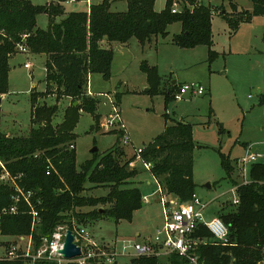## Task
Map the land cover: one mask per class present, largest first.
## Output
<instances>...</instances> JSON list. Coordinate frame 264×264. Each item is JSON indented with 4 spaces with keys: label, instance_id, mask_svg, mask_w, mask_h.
<instances>
[{
    "label": "trees",
    "instance_id": "1",
    "mask_svg": "<svg viewBox=\"0 0 264 264\" xmlns=\"http://www.w3.org/2000/svg\"><path fill=\"white\" fill-rule=\"evenodd\" d=\"M114 1L103 0L92 4L89 11H71L58 21L57 18L64 14L60 3L38 5L31 0H0V96L9 90V59L17 52L18 43L24 42L31 53L47 55V88L43 92H31L34 126L29 134L7 135L0 129V160L16 177V183L26 192H32L31 205L22 198L17 203V210L10 212L15 204L13 196L17 192L13 185L0 182L2 235L32 236L35 245L40 246L43 236H49L59 224L71 223L73 217L81 222L87 218L98 220L106 216L116 222L131 221L135 211L143 207L144 195L140 187L131 185V179L138 172L128 167L130 161L122 162L121 159L125 152L120 147V135L112 148L100 157L95 152L94 157L82 163L80 168L77 167L76 149H70V144L76 140L75 128L82 111L92 114L96 122L99 121L96 101L85 97L90 74L100 73L106 80L112 78L114 50L103 47L101 41L127 43L136 38L144 46L158 36L166 37L169 26L180 22L182 30L173 36L174 44L181 48L211 47L212 16L216 10L198 0H166L161 11L155 9L156 0H126V10L112 11L110 8ZM251 1L253 11L244 10L236 13L239 17L235 21L228 20L232 32L254 15H264V0ZM175 2L183 4L176 13L172 12ZM40 14L49 18L46 29L38 27L37 16ZM24 34H27L25 38ZM215 56L216 52L210 49V60ZM141 69L146 73L150 87L146 93L164 94L163 78L158 67L143 61ZM53 84L57 85V89H52ZM175 88L173 86L172 91ZM51 93H56L58 98L62 95L81 98L82 103L70 106L63 120L54 124L58 104H38L40 94ZM116 98L119 103L121 94L117 93ZM165 100L166 104L169 103L174 100V95L165 94ZM1 116L0 108V123ZM195 147L192 124L178 120L166 124L164 131L145 144L140 153L143 161L152 163L149 171L154 179L181 203L190 201L197 193ZM221 163L230 182L240 184L236 162L232 164L221 154ZM51 165L53 168L48 174ZM248 175L252 181L239 186V203L226 202V207L217 211V216L229 227L228 243L215 239L202 223L195 230V236L207 241L197 250L203 264H264V162L252 163ZM87 183L107 186L109 191L103 196L85 195ZM83 207L95 208L88 213L78 211ZM32 208L40 215V221L33 229ZM5 209L7 212L3 211ZM27 260L0 259V264H26ZM132 262L189 264L178 255L165 259L142 256L133 258ZM35 264L58 263L37 260Z\"/></svg>",
    "mask_w": 264,
    "mask_h": 264
},
{
    "label": "rangeland",
    "instance_id": "2",
    "mask_svg": "<svg viewBox=\"0 0 264 264\" xmlns=\"http://www.w3.org/2000/svg\"><path fill=\"white\" fill-rule=\"evenodd\" d=\"M32 1L45 4L48 0ZM201 1L210 4L217 12L212 16L211 47L199 45L181 48L174 44L173 36L181 32L182 26L180 22H174L169 26V34L166 37L158 36L146 47L136 38H132L126 48H116L110 80L104 79L100 73L90 75L85 97H92L96 101L99 121L96 122L92 114L81 112L75 128L76 140L72 142L76 146L77 167L80 168L82 163L94 157V147L98 148L99 157L112 148L119 135L122 138L121 124H124L131 143L127 145L120 139V147L125 152L121 158L122 162L130 161L128 167L138 172V175L131 179V185L140 187L143 195L149 196L148 201H143V207L135 211L131 221L116 222L112 217L106 216L98 220L87 218L85 222H81L73 217L72 219L83 225L99 244L111 243L117 238L141 242L153 237L163 226L161 193L156 191L158 184L135 152L161 134L166 124L179 120L193 126V139L196 144L193 151L194 180L198 196L208 203L204 211L207 220L217 216V211L226 207V202H232L233 199V194L228 192L232 183L222 166L221 154L235 164L239 158L255 148V152L263 154L259 161L264 162V16H258L252 24L242 22L240 26L243 25L239 26L234 37L235 33L232 32V25L228 20L235 21L239 17L238 14L245 10L242 6L252 7V1L233 0L235 7L232 0H225L224 3L223 0ZM163 4V0H156L155 7L161 8ZM182 5L180 2L173 7L180 10ZM126 6L121 0L114 2L110 10L124 11ZM66 8L73 10L75 7L73 4H66ZM64 17L65 14L58 20ZM37 24L38 27L46 29L49 24L48 16L38 15ZM250 43L253 44L252 48ZM115 45L121 44L116 42ZM231 46L232 53L229 52ZM210 49L216 52V56L211 60ZM46 58L45 54L40 53H20L10 59L9 92L1 101L0 128L4 132L15 131L11 133L14 136L29 134L33 126L30 92L34 87L36 91H44L47 88ZM143 61L158 66L159 74L163 78L164 95L173 97L178 89L176 84L172 91L171 82L174 80L179 83L200 84L206 91L203 95L187 97L182 101L172 100L166 104L162 93H146L149 84L146 73L141 69ZM26 62L32 64L31 70L25 67ZM53 85L52 89H57V85ZM260 89L263 90L262 93ZM117 93L121 94L119 103ZM109 98H112V101ZM38 103L58 104L59 111L53 120L54 124H58L63 120L65 111L72 105L81 104L82 99L64 95L58 98L56 93H51L40 94ZM113 107L117 108L120 122H116L114 127L107 124L116 114ZM20 128L23 132L17 131ZM251 164L248 166V173ZM148 180L151 184H148ZM0 182L4 183L1 180ZM5 184L14 185L11 182ZM86 187L84 194L89 196H103L109 191L107 186H95L91 183H87ZM169 197L177 199L174 195ZM94 208L83 207L78 211L88 213ZM11 247H16L20 253L28 251L33 254L41 244L36 246L28 236L22 240L20 237L0 234V259H5L6 252ZM118 262L133 264L130 257H119Z\"/></svg>",
    "mask_w": 264,
    "mask_h": 264
},
{
    "label": "built area",
    "instance_id": "3",
    "mask_svg": "<svg viewBox=\"0 0 264 264\" xmlns=\"http://www.w3.org/2000/svg\"><path fill=\"white\" fill-rule=\"evenodd\" d=\"M74 1L75 0H71L70 2ZM177 4V2L174 3L175 6ZM178 11V8L173 7L172 12L176 13ZM26 36L27 34H24V38ZM16 51L22 53L30 52L28 46L24 42L17 44ZM25 67L31 70L32 64L26 62ZM205 91L206 89L200 84L182 83L174 93V100L182 101L187 97L203 95ZM109 99L112 101V98ZM113 111L116 112V114L107 121V124L114 127L116 122H120L117 108L113 107ZM121 128L123 129L121 140L128 145L131 143L130 136L124 124H121ZM75 148L76 146L74 143L70 144V149ZM142 150L143 147L138 148L135 154L140 156ZM262 157L263 154H259L255 151H248L243 157L236 161V167L241 182L237 185L232 184L228 191L233 194V199L231 201L234 204L239 203V186L249 184L252 181L248 175V166L250 163L258 162ZM142 163L147 170L151 169L152 163L143 160ZM52 168V165L49 166L48 174L51 172ZM0 169V180L4 183H13L17 192V194L13 196L15 204L9 211L15 212L18 206L17 203L22 198L31 205L30 196L32 192H26L16 183V177L10 174L5 163L1 160ZM155 181L158 184L157 192L161 193L164 223L153 237L141 242L134 239L117 238L111 243L99 244L92 238L89 231L83 225L72 219L71 223H64L56 226L49 236H43L41 239V247L35 253L32 254L28 251L20 253L16 247H11L6 252L5 259L28 258L26 264H35L37 260L55 261L58 264H89L90 262H96L97 264H119V257H130L133 259L146 256L165 259L172 255H178L186 259L189 264H203L199 259L197 250L200 245L205 244L207 241L204 238L194 235L198 225L201 223L205 225L211 231L214 238L223 244L228 243V225L219 216H214L210 220L205 219L204 211L208 203L203 202L197 193H195L188 202H177V199L169 197L171 195L164 191L163 187L156 179ZM148 200L149 196L144 195L143 201ZM3 211L7 212L6 209ZM30 214L32 215L33 229L39 223L40 215L34 208H32ZM69 230H71L75 236L74 243L81 249V255L72 259L65 258L61 253ZM25 237L26 236H20L22 240H24ZM28 237L32 242V236Z\"/></svg>",
    "mask_w": 264,
    "mask_h": 264
},
{
    "label": "crops",
    "instance_id": "4",
    "mask_svg": "<svg viewBox=\"0 0 264 264\" xmlns=\"http://www.w3.org/2000/svg\"><path fill=\"white\" fill-rule=\"evenodd\" d=\"M32 1V0H31ZM71 0H65V1H62V0H48L46 3H60L62 6H63V9H64V14H65V16L68 14V13H70L71 11H78V10H83V11H89L90 10V7H91V5L92 4H97V3H100V2H102L103 0H96V2L94 1V0H75L74 2H70ZM117 1H121V0H115L114 2H117ZM123 2H125L126 3V5H127V1L126 0H122ZM199 2H201V3H204V2H202L201 0H198ZM224 1L225 0H223V3H224ZM228 1V0H227ZM114 2L112 3V5L114 4ZM229 2V1H228ZM231 2H233L234 3V1L232 0ZM32 3H34L33 1H32ZM45 3V4H46ZM163 6L161 7V8H156L155 7V9L157 10V11H161V10H163L164 9V7H165V3H166V0H163ZM34 4H36V3H34ZM66 4H73V6L75 7L73 10H67V8H66ZM205 4V3H204ZM38 5H42V4H38ZM111 5V6H112ZM207 5V4H206ZM210 5V4H209ZM238 5V4H237ZM155 6H156V2H155ZM239 6V5H238ZM127 7V6H126ZM241 6H239V8H240ZM242 8H244L245 10H248V11H253V3H252V7H244V6H242ZM227 11H228V9H226ZM123 11V10H122ZM63 14V15H64ZM258 16H261V15H254L253 17H252V19L250 20V21H248V22H243L244 24L246 23V24H252V22H254L255 20H257V18H259ZM262 16H264V15H262ZM61 17V16H60ZM59 18V17H58ZM58 18H57V20H58ZM65 18V17H64ZM63 19V18H62ZM61 19V20H62ZM61 20H58V21H61ZM37 22H38V16H37ZM243 25V24H242ZM241 25V26H242ZM240 26V27H241ZM41 28V27H40ZM43 29V28H42ZM181 30H182V26H181ZM237 32H238V30H236L234 33H235V35H234V37H236V34H237ZM231 40H235L234 38H231ZM130 42H131V40L129 41V42H127V43H120L121 45H115V43L116 42H109V41H107V40H102L101 41V45L103 46V47H111V48H113V50H114V60H113V64H112V70H113V67H114V64H115V58H116V51H115V49L116 48H118V47H125L126 48V46H129V44H130ZM152 43V42H151ZM148 45H149V43H147ZM147 44L146 45H142L143 47H146L147 46ZM231 45H232V43H231ZM250 45V47L252 48L253 47V44H249ZM119 49V48H118ZM232 51H233V49H232V46L230 47V50H229V52L230 53H232ZM20 53H22V52H17V53H15V54H13V55H11V57H10V59L11 58H13L14 56H16V55H18V54H20ZM31 52H29V53H22V54H26V55H28V54H30ZM40 54H44V53H40ZM46 55V54H45ZM47 56V55H46ZM10 59H9V66H10V70H11V64H10ZM47 59V58H46ZM147 62V61H146ZM158 67V66H157ZM10 70H9V73H10ZM90 75H92V74H90ZM89 78H90V76H89ZM172 83V85L173 86H175L176 84H177V86H179L180 84H182L183 82H181V83H179V82H177L176 80H174V81H172L171 82ZM147 84H148V80H147ZM32 91H36L35 90V87L31 90V92ZM45 91V90H44ZM262 89H260V92L262 93ZM8 92H9V90H8ZM8 92L6 93V94H3V95H1L0 96V99H1V101H2V99L8 94ZM30 92V93H31ZM36 92H43V91H36ZM88 94H90V95H92V93L91 92H88ZM31 95V94H30ZM164 95V94H163ZM93 96H95V95H93ZM165 96V95H164ZM39 104V103H38ZM168 104V103H167ZM0 108H1V102H0ZM167 118V120L169 119L168 117H166ZM33 124V123H32ZM0 125H1V123H0ZM33 126H34V124H33ZM32 126V127H33ZM1 129V128H0ZM2 130V129H1ZM3 131V130H2ZM17 131H19V132H23V130L20 128L19 130H17ZM4 132V131H3ZM15 132V131H14ZM14 132H11V133H14ZM4 133H6V132H4ZM11 133H6V134H8V135H11ZM252 151H255V148H252L251 149ZM150 172V171H149ZM151 174V173H150ZM138 175V174H137ZM155 180V179H154ZM132 181V180H131ZM156 182V181H155ZM148 184H151V181L150 180H148ZM158 189V188H157ZM142 191V190H141ZM156 191H158V190H156ZM155 192V191H154ZM153 192V193H154ZM143 193V192H142ZM170 195H173V194H170ZM147 239H149V238H146L145 240H147Z\"/></svg>",
    "mask_w": 264,
    "mask_h": 264
},
{
    "label": "water",
    "instance_id": "5",
    "mask_svg": "<svg viewBox=\"0 0 264 264\" xmlns=\"http://www.w3.org/2000/svg\"><path fill=\"white\" fill-rule=\"evenodd\" d=\"M149 90L150 88L148 87L146 89V92H149ZM97 151H98L97 147H94L92 149V152L94 153ZM74 238H75L74 234L72 233L71 230H69L65 238L64 248L61 250V253L65 258L72 259L75 258L76 256L81 255V249L76 245V243H74Z\"/></svg>",
    "mask_w": 264,
    "mask_h": 264
}]
</instances>
